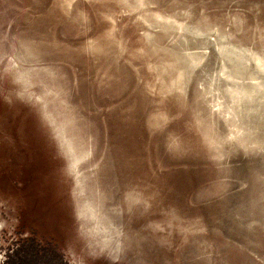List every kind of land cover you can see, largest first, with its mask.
Here are the masks:
<instances>
[{
    "label": "water",
    "instance_id": "obj_1",
    "mask_svg": "<svg viewBox=\"0 0 264 264\" xmlns=\"http://www.w3.org/2000/svg\"><path fill=\"white\" fill-rule=\"evenodd\" d=\"M0 264H264V0H0Z\"/></svg>",
    "mask_w": 264,
    "mask_h": 264
}]
</instances>
